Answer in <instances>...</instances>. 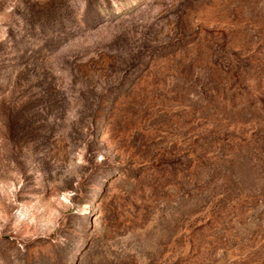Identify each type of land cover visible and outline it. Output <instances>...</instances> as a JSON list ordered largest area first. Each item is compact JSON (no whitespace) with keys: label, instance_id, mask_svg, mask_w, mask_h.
<instances>
[{"label":"rangeland","instance_id":"374dc122","mask_svg":"<svg viewBox=\"0 0 264 264\" xmlns=\"http://www.w3.org/2000/svg\"><path fill=\"white\" fill-rule=\"evenodd\" d=\"M0 264H264V0H0Z\"/></svg>","mask_w":264,"mask_h":264}]
</instances>
